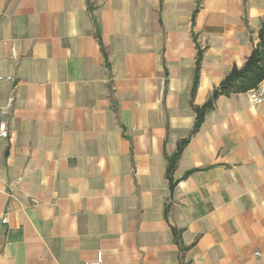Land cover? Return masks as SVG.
I'll return each mask as SVG.
<instances>
[{"label": "crops", "instance_id": "crops-1", "mask_svg": "<svg viewBox=\"0 0 264 264\" xmlns=\"http://www.w3.org/2000/svg\"><path fill=\"white\" fill-rule=\"evenodd\" d=\"M263 17L264 0H0V264H264V102L217 97L166 177Z\"/></svg>", "mask_w": 264, "mask_h": 264}, {"label": "trees", "instance_id": "trees-1", "mask_svg": "<svg viewBox=\"0 0 264 264\" xmlns=\"http://www.w3.org/2000/svg\"><path fill=\"white\" fill-rule=\"evenodd\" d=\"M197 13V8L193 11L192 21ZM202 57V51L197 50V57L195 63V74L192 87V95L194 94L198 74L200 68V61ZM264 77V17L257 34V43L253 46L249 56L245 59L242 67H233L228 75L222 80L217 88L214 89L212 96L202 106H192L195 113V120L192 130L187 138L179 141L175 154L168 158V165L166 169V177L170 186L173 185L172 173L176 166V162L181 155L183 149L189 142L191 136H193L201 127L203 120L207 113L214 109V102L217 97L224 96L229 97L236 94H245L249 90L254 89Z\"/></svg>", "mask_w": 264, "mask_h": 264}, {"label": "built area", "instance_id": "built-area-1", "mask_svg": "<svg viewBox=\"0 0 264 264\" xmlns=\"http://www.w3.org/2000/svg\"><path fill=\"white\" fill-rule=\"evenodd\" d=\"M7 81V82H11L13 81V78L11 76L8 77H0V81ZM249 102L252 105H260L264 102V77L262 78V80L259 82V84L254 88L249 90L246 93ZM13 98H11L7 104V106L1 110L2 114L7 115L9 112V109L11 107V103H12ZM8 136V132H7V128H6V124L5 123H0V140H4L6 139ZM19 181V179L17 180V182ZM3 223L6 222V218H4L2 220ZM101 261V255L98 254V260H97V264L100 263Z\"/></svg>", "mask_w": 264, "mask_h": 264}]
</instances>
